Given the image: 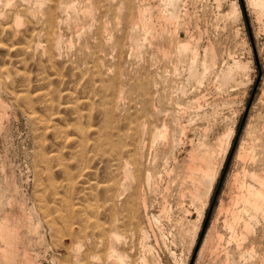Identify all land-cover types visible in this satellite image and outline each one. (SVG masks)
<instances>
[{
    "label": "bare ground",
    "instance_id": "obj_1",
    "mask_svg": "<svg viewBox=\"0 0 264 264\" xmlns=\"http://www.w3.org/2000/svg\"><path fill=\"white\" fill-rule=\"evenodd\" d=\"M148 1L0 0V7H10L13 12L12 22L0 27V35L7 32L13 40H25L10 41L18 54L25 55L18 61L25 63L29 55L39 57L43 71H54V78L64 86L56 90L59 108L56 98L49 99L51 115L62 117L64 123L59 147L44 149L43 160L54 161L73 183L77 177L71 166L82 169L92 148L103 153L111 172L106 202L112 213L105 221L97 213L103 206L95 202L93 192L78 207L67 204L68 216L46 215L55 251L67 252L65 264H126L129 255L117 248L128 240L119 229L137 233L150 251L149 234L161 220L170 221L176 207L187 217L193 215V209L198 214L197 241L234 140L235 127L221 129L225 120L218 104L211 101V88L219 80L224 85L236 81V73L244 71L245 64L224 62L217 77L220 64L214 48L211 56L205 52L201 57L193 34L187 32L190 36L181 40L169 31L168 27L180 26L182 0H161L163 8H154ZM229 1L232 9L226 16L242 15L239 0ZM247 2L264 27V0ZM80 3L85 18L94 19L93 29L77 28L78 17L71 13L79 11ZM3 14L0 10V16ZM138 28L150 34V48L156 46L166 63L173 64L170 84L163 83L158 72L152 75L150 69L132 73L133 62L146 58ZM74 39L80 44L72 50ZM183 62L188 63L187 73L180 71ZM6 74L3 71L2 77L10 76ZM2 97L0 136L7 129L11 108ZM62 97L67 100L63 104ZM93 109L101 115L97 125L92 122ZM252 133L248 127L239 145L235 158L239 169L231 178L230 201L221 203L199 261L211 257L222 264H264V140L256 142ZM8 203L11 209L0 216V264H38L40 255L34 257L28 243L29 233L41 225L34 222V213L26 204H20L18 213L14 197ZM155 205L159 214L153 211ZM60 221L64 227L56 226Z\"/></svg>",
    "mask_w": 264,
    "mask_h": 264
},
{
    "label": "rangeland",
    "instance_id": "obj_2",
    "mask_svg": "<svg viewBox=\"0 0 264 264\" xmlns=\"http://www.w3.org/2000/svg\"><path fill=\"white\" fill-rule=\"evenodd\" d=\"M68 1L76 3L78 0ZM163 2L161 0L148 1L154 8H163L161 6ZM230 2L229 0H182L178 8L180 9V26L178 28L168 27L170 33H176L181 40H186L189 34H193L200 46L201 57H204L205 52L211 56L214 48L220 64L217 77L224 62L232 64L235 60H239L246 66L244 71L236 73V81L224 85L219 80V84L211 88L213 97L211 101L213 104H218L217 109L225 120L221 129L235 127L236 133L218 176L198 239L197 241L195 239L198 230L195 223L198 218L196 211L193 209V215L187 217L184 210L176 207L177 210L172 213L171 223L168 220H161L160 224L155 226L154 232L149 234V242L152 246L150 251L145 244L143 245L137 233L135 235L130 229H119L128 240L126 244H121L117 248L119 252L129 255L126 264H222V261L211 257L199 261L203 242L218 214L221 203L230 201L231 181L239 169L235 158L241 141L247 136L248 127L253 132L252 139L256 142L264 140V27L247 0H239L242 15H237L235 18L226 16L232 9ZM82 5L83 3H80L79 11L71 15L78 17L80 24L77 28L79 30L93 29L96 26L95 21L92 17L85 18ZM0 10L4 13L0 16V27L6 28L12 22V8L3 5ZM94 14L99 15L97 10ZM138 30L137 35L140 41L145 42L143 52L146 58L143 61L133 62L132 73L135 71L146 73L150 69L152 75L158 72L163 83L166 81L170 84L173 64L166 63L155 45L154 48H150L148 32L142 28ZM1 35L0 92L2 94L0 95L4 96L2 98L11 108L8 110L6 120L7 129L0 136V216L11 209L8 203L10 197H14L16 212L19 211L20 204H26L29 212L34 213V222L37 221L36 224L40 223L42 226L38 231L29 233L30 252L34 257L40 255L38 264L40 262L65 264L68 258L67 252L57 253L55 251L56 247L49 227L45 225V217L47 214L56 218H59V215L60 218L68 216L67 204L75 203L78 207L79 202L91 196L90 193L93 192L96 197L95 202L97 203L98 200L103 206L97 213L105 221L106 215L112 213L108 210L110 206L106 202L109 196L107 185H109L111 172L103 153L92 148L89 149L82 169L71 166L72 174L77 177L73 183L66 180L67 174L62 168L54 166V161L50 164L43 160L44 149L55 151L59 147L60 138L58 136L64 123L62 117L51 115L49 99L56 98L55 105L58 106L59 95L56 90L64 86H61L59 78H54V71H43L39 57L29 55L25 63L18 61L25 55L20 52L18 54L17 49L11 47L10 43L18 41L24 43V39L13 40L7 32ZM68 43H71L70 39ZM79 44L80 42L74 39L71 49H76ZM140 54L139 52L136 55L137 59L141 57ZM63 60L64 58L60 61ZM181 65L180 71L184 70L187 73L188 63L183 62ZM3 71L9 73L10 76L6 74L9 77H2ZM67 71L69 70L65 69V72ZM222 84L223 86L220 87ZM217 89L220 92H217ZM65 101L67 100L64 97L60 99L61 104ZM95 107L94 104L92 108ZM60 111L68 114L62 108ZM93 112L92 122L97 125L101 122V115L95 109ZM85 166L87 169H84ZM153 211L159 214V207L155 205ZM56 226L64 227V223L60 221ZM220 229L228 238L227 232L223 228ZM66 243L69 245L70 241Z\"/></svg>",
    "mask_w": 264,
    "mask_h": 264
}]
</instances>
